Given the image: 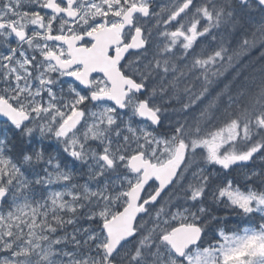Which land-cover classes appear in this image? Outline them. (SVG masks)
Masks as SVG:
<instances>
[{"label":"snow or ice","instance_id":"snow-or-ice-1","mask_svg":"<svg viewBox=\"0 0 264 264\" xmlns=\"http://www.w3.org/2000/svg\"><path fill=\"white\" fill-rule=\"evenodd\" d=\"M181 2L183 7L161 17L162 45L151 43V29L144 26L164 11V6L153 8L150 0H0V264H114L137 238L142 214L150 211L157 219L163 215L165 221H177L157 235L161 264H166L165 256L167 264H264V180L257 181L259 169H248L264 163V139L248 137L239 152L212 151L225 131L245 127L233 118L201 135L199 124L213 118L212 100L192 117L195 135L186 136L179 122L170 136L157 135L163 121L155 77L167 78L169 54L180 48L185 56L191 54L193 73L205 70L196 100L204 98L211 84L206 70L214 60L194 53L199 35L190 38L180 26L185 10L195 4ZM257 7L264 11V0H257ZM199 29L200 35L208 33L204 25L193 27L194 32ZM102 35L110 38L101 41ZM245 42L246 37L238 41ZM222 51L212 49V57L223 60ZM101 58L112 65V72L100 66ZM172 87L178 89L175 82ZM193 104L184 110L195 111ZM255 119L259 135L264 115ZM53 141L58 150L50 152ZM194 156L213 170L199 167L188 180ZM64 157L82 164L91 159L88 168L97 176L117 174L119 208L112 209L116 193L107 180L72 191L75 173L65 172ZM241 168L243 182L229 175ZM210 182L212 200L235 212L241 222L229 227L228 215L213 216L223 226L209 236L204 200ZM177 184L184 195L173 203ZM82 197L92 205L84 216L90 223L68 233L65 226L76 223L84 207L69 201ZM126 213L131 233L110 247L106 225ZM178 224H191L195 230L183 248L168 241Z\"/></svg>","mask_w":264,"mask_h":264},{"label":"trees","instance_id":"trees-1","mask_svg":"<svg viewBox=\"0 0 264 264\" xmlns=\"http://www.w3.org/2000/svg\"><path fill=\"white\" fill-rule=\"evenodd\" d=\"M217 14H220L219 17L216 16L215 20L205 26L208 28V33L199 40L193 49V52L201 58L208 56L214 60V63L210 62L207 65L206 70L207 77L211 80V84L207 85L209 92L205 93L204 98L201 100L195 99L204 86L205 76L202 73L205 70H202L201 73L191 71V54L185 56L181 51L180 55H169L168 60L171 59L168 61L167 67L177 66V76H173V72H168L170 74L168 79L170 86L168 88L171 93L162 114V130L165 136H170L172 129L179 122L182 127L186 128V136L188 133L195 135L197 126L194 125L192 117L209 100H212L215 103V107L210 109L213 118L211 122L205 119L199 124L201 135L222 125L225 121L235 118L240 121L241 125L245 126L243 128L247 131L243 139L239 140V143H231L226 148L227 152H239L246 146L248 137L253 140L264 139V131L257 135L258 125L255 119L259 115H264V49L260 48V43L264 41V11H261L254 2L245 6L238 4L235 0H222ZM200 31L203 32V29H200ZM245 37V43H238V41L244 40ZM217 47L223 50V60L212 57L211 50ZM178 56L180 59H177ZM228 57H231V59ZM213 72H215L214 76L212 75ZM173 82L179 84L178 89L175 88L176 91H172ZM193 101H195L194 104ZM186 104H193L195 111L186 112L184 110ZM249 124L251 127H247ZM199 167H204L206 172L209 173L213 170L211 165H206L204 159L198 157V160L193 163V169H190L187 173L188 180L194 179L192 170ZM252 168L260 170L257 181L264 180V163L257 162L248 166L249 170ZM244 171L241 168L229 175L233 179L243 182ZM116 177L119 179L118 175ZM112 183L113 181H111ZM208 191L209 195L205 198L204 204L209 210L204 219L209 230V236L211 230H214L217 226H223L220 220H212L211 217L213 216L224 217L228 215L229 227H235L239 224L241 218L235 212H231L223 204H217L212 200L211 182ZM173 192L175 193L173 203L176 202V196L183 197L184 195L181 184H177ZM179 203L183 204L184 201L181 199ZM173 211H175V208H173ZM154 215L155 212L150 211L138 225L136 239L141 240V251L134 252L135 254L130 255L126 260L116 259V264H145V262L148 264H161L162 257L154 246L158 242L157 235L162 229L157 228L160 222ZM161 217L164 219L163 215ZM172 224L164 228L169 230ZM136 254H140V258Z\"/></svg>","mask_w":264,"mask_h":264},{"label":"rangeland","instance_id":"rangeland-1","mask_svg":"<svg viewBox=\"0 0 264 264\" xmlns=\"http://www.w3.org/2000/svg\"><path fill=\"white\" fill-rule=\"evenodd\" d=\"M186 1H190L191 3H194V4L195 3L196 4H199V1L198 0H183V2H186ZM220 1H222V0H212V2L214 3V5H218ZM167 3L168 4L171 3V4L170 5H167V6L165 5V8H166V10H165L166 17L168 16L169 12L172 9H174V8H177L178 9L180 7H183V3L181 2V0H171V2L167 1ZM201 10H203V11H202V14L200 15L198 13V11L196 10V8H193L191 11H189L187 14H185L184 17H183V19H182V21H180L181 28H183L184 30L187 31V34L189 35V37H190L191 31H192V29H193L194 26H197L198 27L200 25L201 21H202V23L205 26L206 25V22H207L206 20L208 19L207 17H211L212 16L211 9H209L207 6L205 8H201ZM164 17H165V15H164ZM190 22H191V25H186V24H190ZM162 25H163V27L165 29V23H164V21H163ZM167 27L170 29L172 27V25L171 24H168ZM177 59H180V58L178 57ZM155 100H156V103L159 105V109H160V106H161L162 102H160V100H159L158 97H155ZM246 131L247 130L244 129V128H241L239 130H237V129H230V130L225 131V133L223 135V139L217 138V140L212 144L211 150L214 151V152L220 153L227 146H230L231 143L236 142V137L238 135L240 137V140L243 139V137L246 134ZM209 139H211V137ZM229 153H233V152H229ZM198 157L199 156H194L193 159H196ZM109 174H111V173H107L106 174V177ZM78 176L81 178V174L80 173H78ZM61 178L63 179V176H61ZM106 180L108 182V188H109V190H111V191H113V192L116 193L112 197V209H113V211H115L119 207V204L117 202L119 200H121V196L119 194V185L115 183V181H117L118 179H117V177H115V178L112 177L111 179H109V177H107ZM90 181H95V180H94V178H90ZM90 181L87 179V180L84 181V183L82 185H84L85 183H87L91 187L95 188V185L92 182H90ZM103 181H105V180H103ZM111 181H113L112 184H111ZM81 186H80V191L79 192L82 191ZM79 204L80 205H84L83 208L84 209L87 208L88 210H89V207L92 206V205H90L88 203V200L86 198H84V197L81 198V200L79 201ZM154 216L157 219L156 214ZM157 220L160 222V224L157 226V228L159 227L162 230H163L164 227H166L169 224L177 223V221L174 220V219H172V218H169L168 221H165V219H161V216ZM71 225H69L68 228H71ZM84 235H86V234L79 235L80 238L79 237L78 238L82 240ZM154 247L156 248V246H154ZM141 248H142L141 240L140 239H135L133 242H131L130 245H127L120 252V254L116 257V259H118V260H126V258H128L130 255L135 254L137 251H141ZM94 255H95V253H94ZM136 255H137L138 258H140V254H136ZM159 255L161 256V253L160 252H159ZM163 259L166 261V264H167V257L165 256V257H163ZM97 264H100V261H97ZM145 264H148V263L145 262Z\"/></svg>","mask_w":264,"mask_h":264},{"label":"water","instance_id":"water-1","mask_svg":"<svg viewBox=\"0 0 264 264\" xmlns=\"http://www.w3.org/2000/svg\"><path fill=\"white\" fill-rule=\"evenodd\" d=\"M240 3L246 4L249 0H238ZM257 2V0H254ZM102 67L103 65L100 64ZM162 176H166L167 172L165 170H160ZM143 213L142 215H146ZM108 231V242L110 247H115L120 241L131 233V220L129 214L116 215L111 219L106 225ZM195 235V230L191 225H180L171 231L168 235V241L176 248H183L187 243H189L193 236Z\"/></svg>","mask_w":264,"mask_h":264},{"label":"flooded vegetation","instance_id":"flooded-vegetation-1","mask_svg":"<svg viewBox=\"0 0 264 264\" xmlns=\"http://www.w3.org/2000/svg\"><path fill=\"white\" fill-rule=\"evenodd\" d=\"M150 2H151L152 7L155 8V9H160L161 6H164V11L160 12L159 16H155V17L149 18L147 20V23L144 26H145L146 29H151V36L149 37L151 43L152 44H156V43L159 42L160 44L163 45L164 38L160 34L162 33V31H164V27L162 25L164 20L161 19V17H164V15H165V0H152ZM194 35H199V37H200V34L198 32H194L192 30L191 34H190V38L192 36H194ZM109 38L110 37H108L107 35H102L100 39H101V41H106ZM148 59H151V53L149 54ZM100 61L107 63L103 58H101ZM161 66H163V61L162 60H161ZM104 70L106 72H112L113 68L110 65H106L104 67ZM155 80L156 81L160 80V77H155ZM156 88L159 89V88H161V86L159 84H157ZM112 139H113V141H115L117 138L115 136H113ZM113 146L115 147V145H113ZM51 151H54L53 148L50 149V152ZM92 163H93L92 160L89 159L88 164H92ZM88 164L80 163L79 166H81L83 170H87V173H96L95 171H90L89 172ZM95 167H96V165H93V168H95ZM79 178H80L79 176H76L75 178H73L71 180V182H73L74 186H77L78 183L80 182ZM77 187L80 189L79 186H77ZM37 193L35 194V198L39 199L40 198V193L39 192H37ZM65 199H67V198H65Z\"/></svg>","mask_w":264,"mask_h":264}]
</instances>
